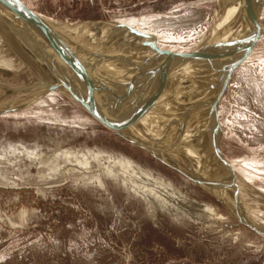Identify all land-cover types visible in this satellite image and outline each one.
<instances>
[{
	"label": "rangeland",
	"instance_id": "obj_1",
	"mask_svg": "<svg viewBox=\"0 0 264 264\" xmlns=\"http://www.w3.org/2000/svg\"><path fill=\"white\" fill-rule=\"evenodd\" d=\"M23 1L45 18L88 31L79 40L88 50L117 44L170 64L201 47L209 65L217 47L212 65L194 73L207 106L214 96L224 156L219 182L233 202L114 133L64 92L39 93L51 81L42 56L61 66L50 69L55 81L74 89L80 84L81 60L68 39L49 31L52 45L45 48L27 23L21 39L2 29L0 41L12 55L0 71V109L16 106L0 113V264H264V237L236 216L244 218L246 209L264 228V0H231L229 41L223 25L212 35L221 0ZM113 23L153 35L172 60H161L130 35L118 36ZM252 200L260 213L250 210Z\"/></svg>",
	"mask_w": 264,
	"mask_h": 264
},
{
	"label": "bare ground",
	"instance_id": "obj_2",
	"mask_svg": "<svg viewBox=\"0 0 264 264\" xmlns=\"http://www.w3.org/2000/svg\"><path fill=\"white\" fill-rule=\"evenodd\" d=\"M261 1H259L260 4L263 3ZM232 3L233 1L231 0H221L222 20H218L212 29V35H214L218 29L222 28L223 25L228 41V38L230 36L228 21L234 14V12L230 10L232 7ZM3 4L5 5L6 3L0 2V31H2L3 29V31L5 33L7 32L8 35L11 32H15L18 37L20 35V37L22 38L24 36L22 33L24 32L23 27L25 25V22L20 20L17 17L16 13L12 12L13 9L9 8L11 7L10 5L6 4L7 6H9L8 10ZM246 5L247 4L245 3L242 4V7L240 6L241 9ZM251 9L253 10L254 8L252 7ZM38 16L44 24V27L48 26L54 36L57 35L63 40L68 39L67 41L72 48V53L76 55L79 61L81 60L80 62L82 63L83 67H86V69H83H85V71L88 70L89 78L93 82L95 88L98 87L95 90L94 94L95 101L98 103V106H100L109 117L119 122V124H117L122 127V129H124V131L132 139L142 144L143 146H146L158 152L166 160L178 166L186 175L198 181V185L206 188L207 190L215 194L218 198L222 199L224 203L233 202V200L229 198V193L225 195L224 190L222 191L221 182H219L221 180V160H224V156L220 148V124L217 121V111L214 108L215 106L212 102V98L214 96L210 99L207 106V103L202 99L203 93L198 83V76L196 75V73H194L201 67L212 65V62L217 57V47L215 48L213 45L211 48L209 54V65H207L208 62H206L208 60V57L204 54V50L201 47L200 50L197 49L198 51L190 53L183 60H179L170 64H162L160 62H152L149 59L141 58L140 56L122 49L117 44L111 45V43H109L111 45L109 46V48L104 49V47H100V50L98 46H95L96 44H93L92 46H89V49L92 50H88V46L85 47L86 45H81V43L83 42L79 43V40H85V38H88V31L83 28H72V26H69L68 24L45 18L44 16L39 14ZM256 20L257 21L253 27V30L257 25L258 18ZM100 23L106 22L101 21ZM113 25L116 28L115 30L117 31V33H119L118 36L130 35L135 42H143L144 45L148 46L149 50H151V52L158 56L161 60H164L163 56H165L167 60H172L170 54L164 53L157 46V39L153 35H150L148 37L147 35L136 31L131 26L126 24L116 26V23H113ZM26 30H28V28H26ZM97 38L101 40L100 37ZM3 39H5V37ZM47 45H52L49 36H47ZM84 47L87 49H85ZM49 49H45V51L48 52L47 50ZM98 50L100 53L96 52ZM53 51L50 50V53H54ZM81 51L84 52L83 55ZM50 53L48 52V54ZM96 53L99 54V57H102H95L94 55ZM11 55L12 51L9 49V47L1 43L0 41V71L4 68V65L8 63ZM57 55L55 56V62L59 61L60 63L61 61L60 65H66L64 62V58ZM49 60H51L50 57ZM53 61L54 58L51 62ZM81 63L78 64L81 65ZM103 65L110 69L107 72L99 71V69L102 68ZM55 66L56 65L50 63V69H52L53 72L55 70ZM57 66V69L61 67L59 66L58 68ZM187 66L189 67L186 68ZM224 67L225 69H227V61L225 62ZM93 69H96V71H94ZM77 70H79V68ZM184 70L189 71V73L191 74L186 76L185 74H183ZM102 73L108 76L106 79L107 82L104 81L105 79H102ZM47 74L51 77V80L55 81V75H53L51 71L47 72ZM67 74L69 75V73ZM76 81L79 82L78 80ZM80 81V84L82 86L80 84H77V87L80 86L84 89L81 90L77 87H75V89L76 91L78 89L80 93L86 96L87 88L85 84H87V80L83 78ZM72 85L71 87H73ZM50 86L51 81L48 79L44 82V86L39 91V93L45 88L48 90ZM218 90L216 91V93L218 92ZM51 91H56V89H51ZM204 91L206 95H209V90L207 89L206 85H204ZM13 106L16 105H11L4 109H0V113L5 109ZM133 114H136V116H134ZM132 115L133 117H131ZM211 167L213 168L212 170ZM196 168L197 171H195ZM235 182L237 183V181ZM238 183L236 185L233 184L232 189L237 193L239 192L238 188L240 187ZM242 184L243 186L247 185L246 183ZM240 196L241 198H244V196ZM254 199L257 198L254 197ZM235 202L236 201H234V205ZM179 203L182 202L179 201ZM256 203L258 205L260 204L259 201ZM249 204L250 210L253 208L252 205H256L255 201L253 200ZM226 205L229 206V204ZM201 206L203 207L204 204L200 205V207ZM245 206L248 205L246 204ZM232 207L233 206H231V208ZM205 208L207 209L208 207H206L205 205L204 209ZM243 209L244 208L242 205V210ZM231 210L235 212V215L237 214L235 210ZM244 210L245 215L249 219L253 220L254 215L250 216L247 213L246 209ZM254 212L255 214H257V212L259 211ZM239 214L236 216L242 217V214Z\"/></svg>",
	"mask_w": 264,
	"mask_h": 264
},
{
	"label": "water",
	"instance_id": "obj_3",
	"mask_svg": "<svg viewBox=\"0 0 264 264\" xmlns=\"http://www.w3.org/2000/svg\"><path fill=\"white\" fill-rule=\"evenodd\" d=\"M0 2L6 3L7 5H10L12 8L7 6L6 4L5 5L3 4L6 8L9 7L10 9H13L12 12L16 13L17 17L20 20H22L23 22L27 23L33 29V31L35 29V32H36L39 40L41 41V44L44 47L48 46L47 45V36H49V39H50L49 31H51V29L48 28V26L47 27L45 26L46 27V29H45L44 24L42 23V21L40 20V17L38 16V13H36L34 10H32L30 7H28V5L23 0H0ZM51 33H52V31H51ZM40 61L44 64L45 68L49 72L50 71V62L47 60V58H44L42 56V59ZM79 68H82V66H79ZM82 70L83 69L77 70L78 72L79 71L81 72L82 76H77L76 78L80 83H81L80 80L83 78H85L87 80V84H85V86L87 88V95L86 96H84L82 93L76 91L73 87H71L66 82H62V81L56 82L54 80H51L52 82H51V86L49 87V90L56 89V90L64 92L67 96H69L73 100L77 101L82 106H84V108L95 119L100 121L103 125H105L107 128H109L111 131L120 135L122 138H124L125 140H127L128 142L133 144L134 146H136V147L144 150L145 152L149 153L150 155H152L154 158H156L160 162L164 163L165 165H167V166L173 168L174 170L180 172L181 174H183L188 179L198 183V181H196L192 177H189L188 175H186L178 166H176L173 163L166 160L158 152H156L155 150L150 149L146 146H143L142 144H140L137 141H135L134 139H132L124 131V129H122V127H120L118 125L119 122H117L114 119H112L111 117H109L106 114V112H104V110H102V108L100 106H98V103L95 101L94 94H95L96 88L93 85V82L90 80L89 76L87 74H85L84 71H82ZM133 115L136 116V114H133ZM133 115L131 117H133ZM237 194L238 193H235V196H238ZM151 201H153V200H151ZM153 202L157 206L159 205L155 201H153ZM238 219L240 220L241 223L247 224L253 230H255L257 233H259L260 235H262L264 237V228H262L258 224L251 221L247 216H244V218H238Z\"/></svg>",
	"mask_w": 264,
	"mask_h": 264
}]
</instances>
